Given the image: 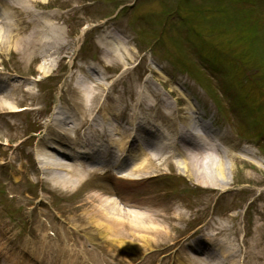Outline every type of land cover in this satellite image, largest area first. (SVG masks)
<instances>
[{
	"label": "rangeland",
	"instance_id": "obj_1",
	"mask_svg": "<svg viewBox=\"0 0 264 264\" xmlns=\"http://www.w3.org/2000/svg\"><path fill=\"white\" fill-rule=\"evenodd\" d=\"M37 1L36 6L30 7L31 14L27 19L39 22L52 16L54 28L45 33H36L31 25H21L22 20L15 25L7 22L0 26V236L6 238L2 240L6 246L3 252L20 249L23 253L35 249L43 253L33 243L38 240L37 224L44 222L48 226L47 230L53 229L49 232L61 242L58 247H54L59 256V264H106L112 258L124 259L130 264L127 261L129 257L119 253L121 250L112 244L114 239L121 238L107 236L106 231L95 221L92 207L97 204L105 208V204L94 200V197L92 200L87 193L90 191L85 189L93 188L92 182L89 183L93 179L92 172L77 182L75 187H68L48 181L46 170L38 165L37 155L44 150L42 140L49 135V130L52 131L49 123L55 107L61 112H74V104L81 100L80 92L89 99L92 93L86 89L87 79L83 77V72L87 71L89 77L96 81L99 76L105 74L106 77V80H98L110 92V98L104 93L100 97L97 111L101 114L112 104L114 100L111 98L115 95L121 97L118 109H122L124 103L126 108L135 104V96H131L128 91L131 92V88L139 89L143 81L147 80L151 90L159 91L160 99L165 93L169 95L177 109L174 113L181 119L187 117L186 107L174 100L182 94L191 100L194 98L193 102L202 111H208L213 119H221V112L215 103L182 72L181 60H174L176 54L193 46L192 40L197 42V37H188L185 32L176 30L185 21L182 16L188 18L208 42L221 49L224 57L235 64L236 70L248 78L249 86L258 89L260 101L257 102L264 103V1H260V11L256 9L250 14H245L248 9L242 10L244 7L240 5L241 0H190L189 3L181 0L183 9L177 4L179 0H144L141 3L139 0L133 7L128 4L133 1L126 0V11L119 7L120 3L115 7L117 2L114 0ZM12 3L18 7L15 1ZM144 15L154 19V27L145 37H137L136 33L131 32L135 31L133 24ZM106 16L109 18L106 19ZM193 20L196 22L192 23ZM163 22L165 31L164 26L161 27ZM20 26L23 29L16 34L15 28ZM139 28L137 24L138 34ZM168 30L169 36L166 35ZM10 32L16 34L11 42L7 39ZM29 35H33L32 41L24 45L22 39ZM50 35L58 38L51 51L47 46ZM111 35L127 37L130 53L120 49L118 51L117 41ZM112 48L115 51L107 55ZM132 57L134 59L131 61ZM194 65L198 69L197 64ZM91 70L97 73H90ZM210 81L207 83L211 84ZM8 105L15 108L9 110ZM119 111L125 115L117 120H122L125 126L126 121H129L128 113H125L128 111ZM258 114L262 122L264 108ZM261 122L255 123L257 126L253 131L260 128ZM223 125L229 135L226 147L239 148L236 154L238 157L231 159L232 169L226 174L225 181L229 183L226 189L201 186L194 176L185 172L182 174L175 162L164 163V159L159 157L145 158L146 167L139 171L168 175L166 179L157 180L156 191H164V187L179 184L170 196L185 206V211L191 214V220L187 217L172 219L164 212L162 215V201L156 199L150 187L152 195L149 192L139 196L138 200L148 201L160 213L157 223L159 227L134 243L130 253L134 260L130 259L135 263L150 258L155 264H179L180 258L187 261L188 249L181 256L179 253L192 234L191 229L196 226L202 229L207 225L214 230L225 227L221 235L230 239V242H226L239 264H264V212L257 213L254 210L264 207V199L261 201L263 195H260L264 186V162L257 160H264V151L256 146L258 143L264 148V142L259 143L254 134L239 138L233 127L232 132L227 123ZM31 130L36 132L30 133ZM243 139L253 144L249 146ZM246 150H253L256 156L250 152L249 156L246 155L243 152ZM126 162L129 160L107 156L91 162H74V166L83 169L97 167L101 163L111 169H124L127 167ZM257 163L263 166L258 167ZM68 171L66 173L71 172ZM107 171L102 173L107 176L110 173ZM178 177L179 183L176 180ZM222 182L217 180V184ZM134 183L139 186L138 182ZM96 185L102 191H113L105 182ZM161 198L167 201L166 195L162 194ZM236 213V217L231 216ZM85 220L93 224L92 229L86 228L90 237L85 243L87 248L77 245L80 244L75 242L78 235L73 232L79 231V221ZM79 239L84 241V237ZM164 252H168L165 257ZM41 259L44 258L41 256ZM51 260L58 261L53 258ZM225 264L233 263L226 260Z\"/></svg>",
	"mask_w": 264,
	"mask_h": 264
},
{
	"label": "bare ground",
	"instance_id": "obj_2",
	"mask_svg": "<svg viewBox=\"0 0 264 264\" xmlns=\"http://www.w3.org/2000/svg\"><path fill=\"white\" fill-rule=\"evenodd\" d=\"M13 1L18 4L17 8L13 7ZM0 4L3 7L1 9H3L4 19L9 25H15L22 20L21 25H31L36 33H45L55 26L52 16H47L46 20L39 22L27 19L31 14L30 7L36 6L38 4L37 0H0ZM22 29L21 26L15 28V33L19 34ZM15 33L10 32L7 34L9 42H11L13 37L16 36ZM51 36L52 35L49 36L50 39L47 42L49 51H51L53 45L58 42V38ZM32 38L33 35L25 36L22 39V43L24 45L30 44ZM116 40V48L118 51L120 49L125 53H130L127 48L128 43L125 39L121 38ZM20 48L22 49L21 46ZM113 51H115L113 48L108 50V54ZM133 59L134 57L131 58V61ZM84 73L87 74V72ZM105 79L106 78L104 77L102 80ZM88 82H90L88 87L92 89V97L90 96L88 99L86 95L80 93L81 100L74 104V112L56 111L50 119L49 124L50 128H52L54 138L50 137L47 140H43L42 145H44V150L39 151L37 155L38 164L42 169L46 170V178L48 181L51 180V182H55L56 185L61 183L68 185V187L69 185L75 187L77 182H80V179L83 178L87 172L77 168L68 169L69 164L59 160L58 157L55 156V152L51 149L52 146L56 147L58 144L57 148L60 147V149L68 146V149L73 152V154H67L70 156L97 152L95 149L105 147V144H109V148L111 149H120L121 146H119V144L124 146L125 143H118L116 140L112 141L113 135L116 132H120L123 133V135L130 137L132 141L138 144H148L156 149L159 147L162 151L166 152L167 156L171 155L176 161L178 170L181 171L182 174L185 172L189 173L187 174L189 176H194L197 183L201 186L213 187L216 190L229 187V183L225 181L227 178L226 174L228 173V170L230 172L232 169L233 161H231V159H235L237 156L231 153L229 149L222 150L220 146L216 148L214 147L216 143L212 135L215 134V131L211 130L206 121L203 122L202 118L204 117V114L201 113L197 107L188 103L186 110L189 119L182 125L179 124L177 126L179 120L176 113H174V104L168 101V98L166 99L164 96L160 99L158 92L151 90L147 83H143L139 89L133 90V88H131V92L128 91L131 96H135L136 102L132 107L130 106L131 115L127 114V118L130 120L126 124H130V127L127 128V130L125 129L121 131V127H114L111 125L110 122L112 118L107 114L110 113L119 118L117 104L121 101V97L118 95L111 98L114 100L112 101L113 105L106 109L99 122L97 121L98 117L95 118V116L92 118V123L98 122V124L95 123L96 125H89L87 122L91 120V116L94 112L97 113L101 95L104 93L105 96L109 97L110 92L108 88H105V86L99 81L90 80ZM114 84H117V82ZM181 98L183 97L181 96ZM14 108L15 107L13 106H9V110ZM151 121L162 122L164 124L160 126V124L156 125ZM143 135H147L149 139H143ZM189 139L195 140L198 145L202 144L210 147L204 149L199 147L190 148L188 144ZM184 142L186 143L183 148H179ZM167 149H169V151ZM67 158H69V156ZM260 165L263 166V164ZM260 165L257 163L258 167ZM68 170L71 172L66 173ZM63 172L70 176L62 174ZM134 172L135 175L140 176L136 169ZM144 178L148 181L149 177L145 176ZM210 179H213V183L209 181ZM217 180L223 182L217 184ZM95 200L105 204V208L101 207V213L110 226H107V228L112 232H115L113 230L118 231V233L124 232L126 236L128 235V237L135 239L140 238L159 227V224L157 225V218L151 215L150 209L139 208L144 212L135 210L131 206L124 204L123 201L118 198L104 199L102 196H95ZM92 211H94V216L96 217L97 211L94 209H92ZM168 215L172 219H182L183 217H186V214L179 207H171ZM85 224L93 227V224H91L89 220ZM81 229L86 235V230L84 228ZM222 232L223 231L219 230L218 233L221 234ZM75 233L77 235L80 234L79 231H76ZM225 240L230 242L229 238L225 237ZM226 241H224V245H228ZM119 245L123 248L129 246L128 241H119ZM227 249L231 248L227 246ZM234 264H238V262H235Z\"/></svg>",
	"mask_w": 264,
	"mask_h": 264
},
{
	"label": "trees",
	"instance_id": "obj_3",
	"mask_svg": "<svg viewBox=\"0 0 264 264\" xmlns=\"http://www.w3.org/2000/svg\"><path fill=\"white\" fill-rule=\"evenodd\" d=\"M247 14H250V13H247ZM187 23H189L190 22V20L188 19V18H186V20H185Z\"/></svg>",
	"mask_w": 264,
	"mask_h": 264
}]
</instances>
